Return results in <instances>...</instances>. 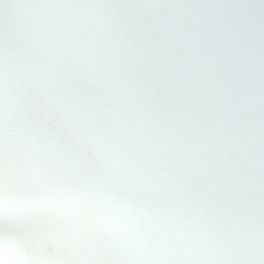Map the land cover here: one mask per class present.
I'll return each mask as SVG.
<instances>
[{"label":"snow or ice","instance_id":"snow-or-ice-1","mask_svg":"<svg viewBox=\"0 0 264 264\" xmlns=\"http://www.w3.org/2000/svg\"><path fill=\"white\" fill-rule=\"evenodd\" d=\"M0 264H264V0H0Z\"/></svg>","mask_w":264,"mask_h":264}]
</instances>
